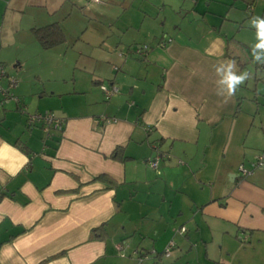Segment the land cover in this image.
Returning <instances> with one entry per match:
<instances>
[{"label": "crops", "instance_id": "1", "mask_svg": "<svg viewBox=\"0 0 264 264\" xmlns=\"http://www.w3.org/2000/svg\"><path fill=\"white\" fill-rule=\"evenodd\" d=\"M65 6L63 20L77 9L102 36L83 40L96 44L80 67L86 83L52 90L61 132L26 126L21 86L20 102L0 109V264H135V252L145 264H264V169L250 166L264 153V110L239 94L248 80L218 95L216 73L229 62L247 71L264 0H57L47 10ZM118 28L130 33L127 54L112 48ZM130 45L148 49L137 56ZM115 52L119 67L101 64ZM102 84L118 93L106 99ZM117 147L126 160L109 159ZM131 207L141 215L133 229Z\"/></svg>", "mask_w": 264, "mask_h": 264}, {"label": "rangeland", "instance_id": "2", "mask_svg": "<svg viewBox=\"0 0 264 264\" xmlns=\"http://www.w3.org/2000/svg\"><path fill=\"white\" fill-rule=\"evenodd\" d=\"M21 1L0 0V64L8 72V78L16 80V88L21 86V90L25 91L23 98L26 99L25 105L29 114H44L48 112L54 118H57L56 113L52 110V107L56 105L53 101L56 99L51 97L52 90L71 89L77 77L86 83L88 75L80 73V67L83 61L85 60L84 62H86L88 56L94 51L96 44L83 42V40L87 38L97 42L98 36L101 37L102 35L96 36L94 32V35H92L91 30L94 25L92 23L89 24V20L77 9H73L67 20H63L67 6L62 10L59 9L56 15L48 13L47 8L54 6L57 0H46L47 2L45 0H24L22 12L15 11ZM29 1L36 3L35 6L31 5ZM55 22L60 25L65 37V43L52 50L44 51L37 45L29 29L31 27H43ZM118 29L113 30L111 34L110 42L116 43L112 45V48L115 51L117 46L119 50H122V53L127 54L125 47L120 46V44L130 41V33H125ZM87 30L88 34L83 38L82 36ZM121 37L123 39L119 41L118 39ZM124 45L127 47L129 44ZM137 47V45H130L128 50H130L131 54H135L134 51ZM103 52L109 54L106 48H103ZM115 55L117 56V52H115ZM117 58L118 56L105 55L101 60V64L110 66L108 63H111V65L114 64V66L119 67L118 62H113L117 61ZM246 61L249 66L247 72L251 76L248 80L250 92L247 93L239 89V94L243 97H246V95L255 97L257 99L256 106L260 110H264V71L259 70L260 67L254 69L252 66V64L256 63L254 58ZM87 63L96 64L94 62ZM255 79L258 81L255 82ZM254 83H259L258 87ZM14 90L12 91L13 93ZM16 95L18 98L20 97L17 93ZM8 119L17 122L19 117L11 115L8 116ZM23 121L19 120V124L22 127ZM128 212L130 214V224L127 226L132 228L133 225L135 227L140 223L141 215L136 211L135 207H131ZM136 240L137 238L134 239V241ZM125 254L127 256L126 249Z\"/></svg>", "mask_w": 264, "mask_h": 264}, {"label": "built area", "instance_id": "3", "mask_svg": "<svg viewBox=\"0 0 264 264\" xmlns=\"http://www.w3.org/2000/svg\"><path fill=\"white\" fill-rule=\"evenodd\" d=\"M93 3H100V0H89ZM147 46L137 47L134 51L135 54L138 56H143L147 50ZM116 70V68H114ZM6 82V87L2 86V82ZM17 87V82L13 78H8V75L6 73L5 67L0 64V109L2 108L3 104L7 101H14L16 103H19V98H17L12 91ZM100 90L104 97L106 99H110L112 96L116 95L118 93V86L115 84H109L104 85L102 84L100 86ZM25 114V124L30 129L35 126H41L43 133L46 137L50 136L51 132H61L63 128L64 121L58 118H54V116L50 113H44V114H29L25 113V109L22 110ZM162 154L160 151L156 148V155L152 158L148 159V164L151 168L155 169L157 166V163L162 158ZM251 170L254 169H264V153L254 158V160L250 163ZM238 171L240 175L246 176L250 174V170L245 169L243 165H240L238 167ZM180 233H185V229L181 228ZM245 241V240H244ZM173 243H170L167 248L164 250L163 255L165 257H168L171 254V250L173 249ZM136 257V264H145L148 260V255L143 252H135Z\"/></svg>", "mask_w": 264, "mask_h": 264}, {"label": "clouds", "instance_id": "4", "mask_svg": "<svg viewBox=\"0 0 264 264\" xmlns=\"http://www.w3.org/2000/svg\"><path fill=\"white\" fill-rule=\"evenodd\" d=\"M252 26L256 29V43L252 46V57L255 62L264 64V18L254 17L251 21ZM235 63L229 62L216 67V73L220 77L217 81L219 90L218 95H227L231 97L235 95L239 86L251 78L250 73L245 71L237 74Z\"/></svg>", "mask_w": 264, "mask_h": 264}, {"label": "trees", "instance_id": "5", "mask_svg": "<svg viewBox=\"0 0 264 264\" xmlns=\"http://www.w3.org/2000/svg\"><path fill=\"white\" fill-rule=\"evenodd\" d=\"M30 33L33 36L37 45L44 51L52 50L65 43L64 34L57 23H52L39 28L34 27L30 29ZM109 159L114 161L126 160V157H124L123 155V148L117 147L109 156ZM94 180L106 182L108 184V187H114L116 185V182H114V180L108 178L105 175H100ZM2 197L3 196L0 195V199ZM100 230L101 227L95 228L91 231L90 235L92 236V239L98 238V233Z\"/></svg>", "mask_w": 264, "mask_h": 264}]
</instances>
